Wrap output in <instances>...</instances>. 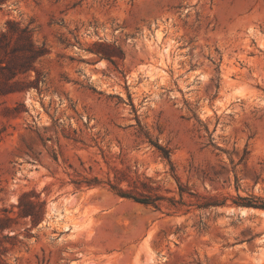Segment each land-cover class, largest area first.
<instances>
[{"label":"rangeland","instance_id":"rangeland-1","mask_svg":"<svg viewBox=\"0 0 264 264\" xmlns=\"http://www.w3.org/2000/svg\"><path fill=\"white\" fill-rule=\"evenodd\" d=\"M7 22L47 54L37 89L0 96V210L15 217L25 192L45 205L1 240L3 264H264L257 213L166 215L70 184L128 166L166 196L176 176L201 194L264 198V0H6L0 33Z\"/></svg>","mask_w":264,"mask_h":264},{"label":"trees","instance_id":"trees-1","mask_svg":"<svg viewBox=\"0 0 264 264\" xmlns=\"http://www.w3.org/2000/svg\"><path fill=\"white\" fill-rule=\"evenodd\" d=\"M5 1L0 0V5ZM7 26L8 30L0 33V58L6 52L7 42L10 38H15L16 46L14 48L15 54L11 59L12 62L4 67L0 66V96L24 90L29 86L37 89L41 79L34 64L47 54V49L43 44L37 45L33 42L31 32L27 27L20 28L12 22H7ZM29 71H34L36 75L32 81L26 82L18 78V75L26 74ZM1 140L0 132V142ZM154 146L160 152L161 157L170 164V151L158 144H154ZM112 171V176L110 177L108 172L105 180L99 179L97 176L86 177L77 173L76 178L70 179V184L74 190L105 187L107 191L118 198L130 200L144 207H151L156 211H161L164 208L166 215L187 214L193 208L207 210L222 208L227 205L264 211V198L254 195L230 197L220 193L201 194L190 189L175 176L176 194L166 196L162 194L161 187L152 182L151 178L138 174L136 170L133 171L128 166L124 168L113 167ZM235 189L236 191L239 189L237 184ZM228 200L230 201L229 204H227ZM24 201L27 202V206H25ZM44 205L45 202L40 199L39 194L25 192L18 198L15 217L10 215L9 210L1 209L0 244L1 240H16V234L12 233L13 235L9 236V233L14 232L13 224L16 223L18 217H30L32 224H35L38 221V215H35L34 210L38 209L42 213ZM4 231L8 233L4 235ZM4 251H6L5 248ZM0 264H3L1 258Z\"/></svg>","mask_w":264,"mask_h":264},{"label":"water","instance_id":"water-1","mask_svg":"<svg viewBox=\"0 0 264 264\" xmlns=\"http://www.w3.org/2000/svg\"><path fill=\"white\" fill-rule=\"evenodd\" d=\"M247 207H237L236 209H231L229 211L226 212V216L229 217H233L236 216L237 219H240L241 217H243L244 215L242 214V210L245 209ZM236 211V215L234 214V212ZM49 217V214L47 215ZM47 219H45L43 221V223H46Z\"/></svg>","mask_w":264,"mask_h":264},{"label":"bare ground","instance_id":"bare-ground-1","mask_svg":"<svg viewBox=\"0 0 264 264\" xmlns=\"http://www.w3.org/2000/svg\"><path fill=\"white\" fill-rule=\"evenodd\" d=\"M247 212H254V213H257V214H259V215L264 217V211L263 210H256V209H252V208H245V209L242 210V214L243 215L245 213H247ZM61 216L62 215H59L58 217L61 218ZM65 229H67V227Z\"/></svg>","mask_w":264,"mask_h":264}]
</instances>
